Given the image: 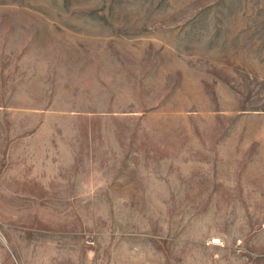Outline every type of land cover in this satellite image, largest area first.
<instances>
[{"label": "rangeland", "instance_id": "374dc122", "mask_svg": "<svg viewBox=\"0 0 264 264\" xmlns=\"http://www.w3.org/2000/svg\"><path fill=\"white\" fill-rule=\"evenodd\" d=\"M0 264H264V0H0Z\"/></svg>", "mask_w": 264, "mask_h": 264}, {"label": "built area", "instance_id": "2783aa9c", "mask_svg": "<svg viewBox=\"0 0 264 264\" xmlns=\"http://www.w3.org/2000/svg\"><path fill=\"white\" fill-rule=\"evenodd\" d=\"M210 244L212 245H216V246H219L222 244V240L220 238H213L210 242Z\"/></svg>", "mask_w": 264, "mask_h": 264}]
</instances>
